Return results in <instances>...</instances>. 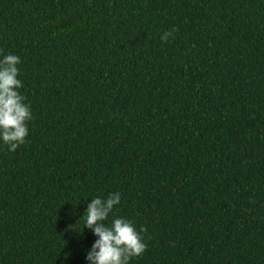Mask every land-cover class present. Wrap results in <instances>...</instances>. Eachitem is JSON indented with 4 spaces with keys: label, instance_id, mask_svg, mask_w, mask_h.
Here are the masks:
<instances>
[{
    "label": "trees",
    "instance_id": "trees-1",
    "mask_svg": "<svg viewBox=\"0 0 264 264\" xmlns=\"http://www.w3.org/2000/svg\"><path fill=\"white\" fill-rule=\"evenodd\" d=\"M9 54L33 119L0 141V264H89L113 192L129 264H264V0H0Z\"/></svg>",
    "mask_w": 264,
    "mask_h": 264
},
{
    "label": "clouds",
    "instance_id": "clouds-1",
    "mask_svg": "<svg viewBox=\"0 0 264 264\" xmlns=\"http://www.w3.org/2000/svg\"><path fill=\"white\" fill-rule=\"evenodd\" d=\"M173 28L161 35L163 42L175 38ZM20 58L6 55L0 60V141L12 152L25 143L28 136L27 122L33 119L30 105L18 91L23 87L18 79ZM118 192L108 194L106 198L96 197L87 204L83 214L84 227L96 237L85 259L89 264H129L133 257L141 256L147 249L142 233L144 226L137 231L134 223L125 218H114L110 225L104 222L120 203ZM69 254L65 253V259Z\"/></svg>",
    "mask_w": 264,
    "mask_h": 264
}]
</instances>
